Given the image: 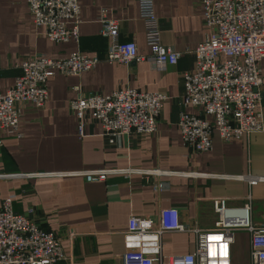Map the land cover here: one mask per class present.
I'll return each mask as SVG.
<instances>
[{
	"label": "crops",
	"instance_id": "obj_1",
	"mask_svg": "<svg viewBox=\"0 0 264 264\" xmlns=\"http://www.w3.org/2000/svg\"><path fill=\"white\" fill-rule=\"evenodd\" d=\"M81 11L78 40H50L37 27L27 0H0V91L20 73L24 58L66 57L75 49L104 57L108 40L101 35V8L119 22V41L133 40L143 60H101L79 74L56 72L47 77V100L37 108L19 103L18 132L0 137V199L12 194L13 208L33 217L57 235L66 257L59 264H122L124 231L131 215L156 217L161 208L175 207L182 220L197 228H212L218 213L213 199L227 198L229 207L250 201V221L264 213V127L249 136L225 141L215 130L212 148L193 151L177 126L183 106L185 71L195 67L194 49L208 29L199 0H153L161 40L181 53L178 61L157 69L148 57L145 26L138 0H78ZM264 78V58L261 60ZM78 86V89L76 88ZM127 86L159 91L163 101L156 130L131 131L112 143L101 123L88 116L84 136L69 101L77 91L110 93ZM264 126V82L260 87ZM103 169L104 180L89 181L80 172ZM250 177L258 182L250 183ZM226 220V218H225ZM239 227L231 243L233 264L250 263L249 231ZM166 254L194 250L193 231H166Z\"/></svg>",
	"mask_w": 264,
	"mask_h": 264
},
{
	"label": "built area",
	"instance_id": "obj_2",
	"mask_svg": "<svg viewBox=\"0 0 264 264\" xmlns=\"http://www.w3.org/2000/svg\"><path fill=\"white\" fill-rule=\"evenodd\" d=\"M207 36L194 49L195 67L185 71L183 106L177 126L182 141L193 151L212 148L216 130L228 141L263 129L260 108L264 78V0H199ZM33 23L44 29L53 41L78 40L81 11L78 0H27ZM139 16L145 26L155 68L174 64L181 53L161 40V30L153 0H138ZM101 35L108 40L104 57L75 49L66 57L24 58L20 73L6 91H0V137L2 131L18 132L19 103L29 101L40 108L47 100V77L56 73L79 74L99 61L143 60L133 40L119 41V22L101 8ZM78 89V86H76ZM168 95L159 91H140L127 86L104 94L77 91L69 109L77 119L79 136H84L88 116L97 119L109 142L131 131L156 130L160 109ZM86 180H104L103 169L80 172ZM250 183L258 182L250 177ZM227 198L213 199L218 213L212 228H197L181 219L175 207L161 208L156 217L131 215L124 233L126 244L122 264H233L230 259L234 227L249 231L250 263L264 264V213L260 222L250 221V201L240 207L226 205ZM226 218V220H225ZM166 231H193L194 250L183 254H164L162 235ZM66 257L53 231L44 229L33 217L13 208L12 194L0 199V264H59Z\"/></svg>",
	"mask_w": 264,
	"mask_h": 264
},
{
	"label": "rangeland",
	"instance_id": "obj_3",
	"mask_svg": "<svg viewBox=\"0 0 264 264\" xmlns=\"http://www.w3.org/2000/svg\"><path fill=\"white\" fill-rule=\"evenodd\" d=\"M238 228H239V227H234V229H233V230H234V236H235V237L237 236L238 231H240V230H238Z\"/></svg>",
	"mask_w": 264,
	"mask_h": 264
}]
</instances>
